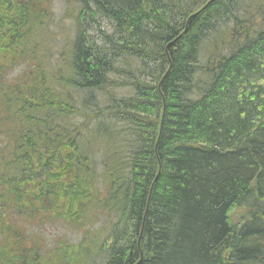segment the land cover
<instances>
[{"label": "trees", "instance_id": "1", "mask_svg": "<svg viewBox=\"0 0 264 264\" xmlns=\"http://www.w3.org/2000/svg\"><path fill=\"white\" fill-rule=\"evenodd\" d=\"M53 1L0 0V264H264V0H64L57 73ZM113 87L132 93L99 111Z\"/></svg>", "mask_w": 264, "mask_h": 264}, {"label": "rangeland", "instance_id": "2", "mask_svg": "<svg viewBox=\"0 0 264 264\" xmlns=\"http://www.w3.org/2000/svg\"><path fill=\"white\" fill-rule=\"evenodd\" d=\"M52 13L53 15H51V17L49 18V20L46 21V25L44 26V29L42 32L43 33L42 36H40L37 40L42 38V42L40 43L41 47L37 45V52H41L45 54V58L47 57L48 60H52L53 64H55V66L53 65V67H51L52 72L53 70L56 72V68H60L64 70V67L67 65V60L63 61V65H59L58 60L56 61V57L59 55V53L61 52V48L62 47H66L69 48L70 44H71V38H72V32H73V25H72V21L74 19V16L78 13V9H73L70 7V4H67L64 0H54L52 3ZM107 20L102 19L101 23L106 24ZM39 33V34H40ZM96 34H99V32H96ZM49 40V44L48 43H43V42H47ZM209 48H211V46L209 45ZM223 47H220L219 50H222ZM225 51V49L223 50ZM64 54V53H63ZM31 55V54H30ZM40 54H38L37 56H39ZM46 60V59H45ZM61 64V63H60ZM28 64L25 61H21V63L15 67L14 71H12L10 73V78L12 79V81L14 80L15 76H18L19 74H21V72L23 70H27L28 69ZM47 67V65H46ZM51 72V73H52ZM50 73V74H51ZM57 73V72H56ZM68 74V72H66ZM12 74V75H11ZM50 76V75H49ZM116 79V82H120L121 80V76H111L112 79ZM49 80H51V78H49ZM65 80V79H64ZM67 81V80H65ZM58 89V88H57ZM129 90L128 88H124V87H113V88H108L107 90H101V91H97L94 93L95 97L98 99L97 102L93 101L94 104H98V106L101 108V110L99 111H106V109H108L107 106V102L108 97H116V95L118 97H122L125 96L126 94L131 95V91H127ZM74 92V93H73ZM67 91V95H73L74 97H77L76 95L77 92L76 91ZM80 94V93H79ZM102 95V96H101ZM197 95V93L195 94ZM63 96H65V94L63 93ZM81 97V94L79 95ZM103 99V102H99L100 100ZM78 105V104H77ZM89 107L84 106L83 111L87 112L88 114H90L91 116H94L96 114H100V113H95L98 112V109L95 108L92 103L88 104ZM96 119L102 118L101 115L95 117ZM106 118H104L103 120H105ZM76 120L82 121L83 117L82 116H78L76 117ZM95 119L92 118V120H89V122L92 123V121H94ZM112 122H110L111 124ZM1 127V125H0ZM85 131V136L84 139H88L90 138V140L88 141L90 144H98V145H106V149L108 150V146H110V142L107 140L105 141V138H96L95 134H93L91 131H89L88 129L84 130ZM102 133V130H101ZM94 136V137H93ZM2 140H3V132L0 131V152H1V146H2ZM103 148V147H102ZM98 155V153H97ZM105 217L103 215H98L94 218V220L98 221L96 224H94V220H93V228H91L92 231H94V229L105 223ZM32 224V223H31ZM30 229L33 228V231L30 232H35L37 235H39L40 237H42L43 239H45L46 241H53L56 237L61 236V237H67L70 241H72L73 243H79L83 240L84 237V230L83 229H78L74 226H70L69 224H67L66 222H61V221H39V220H34L33 224L31 226H29ZM28 231V233H30ZM45 242V241H44ZM92 253H90L93 256V262L90 264H102V260L100 259L101 257H103L101 254V252H97L96 249L92 248ZM91 261V260H90Z\"/></svg>", "mask_w": 264, "mask_h": 264}, {"label": "bare ground", "instance_id": "3", "mask_svg": "<svg viewBox=\"0 0 264 264\" xmlns=\"http://www.w3.org/2000/svg\"><path fill=\"white\" fill-rule=\"evenodd\" d=\"M253 1V0H252ZM231 2V1H230ZM237 2V1H236ZM238 3V2H237ZM246 3V2H245ZM230 5V4H229ZM239 5V4H238ZM255 6V5H254ZM257 6V5H256ZM227 9V8H226ZM215 12V11H214ZM223 12V11H222ZM241 13V12H240ZM220 14V13H219ZM244 16V15H243ZM222 17V16H221ZM232 17V16H231ZM248 17V16H247ZM191 18V17H190ZM213 20V19H212ZM206 21V20H205ZM223 22V21H222ZM261 22V21H260ZM243 23H244V21H243ZM262 23V22H261ZM242 24V23H241ZM217 25H219V24H217ZM210 26V25H209ZM222 26V25H221ZM228 27V26H227ZM123 28V27H122ZM209 28V27H208ZM231 28V27H230ZM226 29V28H225ZM224 29V30H225ZM223 30V29H222ZM238 30V29H237ZM225 34V33H224ZM240 35V34H239ZM177 36H178V34H177ZM229 36V35H228ZM197 38V37H196ZM173 39V38H172ZM209 39V38H208ZM65 51V50H64ZM68 51V50H67ZM69 53V52H68ZM183 58V57H182ZM60 59V58H59ZM58 59V60H59ZM60 60H62V59H60ZM49 61V60H48ZM50 61H52V60H50ZM52 63H53V61H52ZM61 63V62H60ZM264 66V65H263ZM43 68V67H42ZM48 71V70H47ZM54 71V70H53ZM45 72V71H44ZM62 72V71H61ZM65 72V71H64ZM50 74V73H49ZM56 74V73H55ZM45 75V74H44ZM260 84V83H259ZM156 92V91H155ZM102 96V95H101ZM34 97V96H33ZM78 123V122H77ZM87 125V124H86ZM254 129V128H253ZM85 132V131H84ZM85 140V139H84ZM259 140V139H258ZM140 147V146H139ZM115 150V149H114ZM99 175V174H98ZM97 179V178H96ZM253 194V193H252ZM137 197V196H136ZM133 200V199H132ZM249 200H250V198H249ZM253 200V199H252ZM259 202V201H258ZM150 203V202H149ZM248 206V205H247ZM256 207V206H255ZM142 213V212H141ZM256 216V215H255ZM98 227V226H97ZM95 230V229H94ZM134 235V234H133ZM134 238V237H133ZM229 253V252H228ZM119 255V254H118ZM105 259V258H104ZM103 261V260H102ZM105 261V260H104ZM103 263V262H102Z\"/></svg>", "mask_w": 264, "mask_h": 264}]
</instances>
